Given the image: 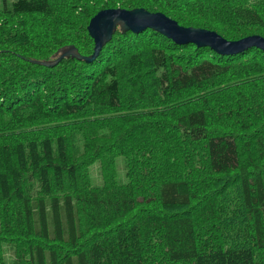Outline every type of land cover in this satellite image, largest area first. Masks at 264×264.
I'll use <instances>...</instances> for the list:
<instances>
[{
  "label": "trees",
  "instance_id": "trees-1",
  "mask_svg": "<svg viewBox=\"0 0 264 264\" xmlns=\"http://www.w3.org/2000/svg\"><path fill=\"white\" fill-rule=\"evenodd\" d=\"M145 1L149 9L168 3ZM219 3L212 17L216 24L208 30L226 41L264 38V9L238 0ZM207 4L200 7L201 13L213 8ZM59 10L51 0H0V116H9L14 128L0 124V245L9 241L22 264H264V53L253 48L221 56L208 48L176 45L146 30L116 32L90 64L67 59L53 69L36 65L33 62L49 61L68 45L81 56L93 52L87 26L73 33L67 13L58 18L61 26L46 22L42 34H33L18 19L36 15L45 20ZM152 13L167 16L162 10ZM204 16L210 20V15ZM235 25L260 34L238 37ZM145 33L161 43H135L123 50L122 41ZM190 47L196 56L188 63L190 55L180 53ZM109 48L110 60L100 73L85 77L87 73L77 68L94 65ZM250 52L262 62L245 58ZM238 59L243 60L232 65ZM224 78L240 80L238 86L243 87L235 100L222 97V103H215L213 123L197 106L181 113L175 108L152 111L155 99L169 102ZM243 88L249 98H242ZM30 89L34 93L26 99ZM122 98L127 101L124 115L118 114ZM148 103H153L151 109L138 111ZM86 114L88 120L57 125ZM43 123L44 133L41 129L38 137L24 139ZM255 123L262 130L246 134ZM234 127L245 133H234ZM168 131L179 134L193 154L202 152L203 165L182 178L154 161L159 148L171 141ZM94 161L99 165V185L92 183L86 166ZM119 162L122 171L117 169ZM194 176L203 178L195 182ZM220 177H230L225 189L213 185ZM227 187L236 190V198L239 195L237 212L245 225L240 233L247 237L241 245L225 246L227 236L219 227L224 200L218 198Z\"/></svg>",
  "mask_w": 264,
  "mask_h": 264
},
{
  "label": "rangeland",
  "instance_id": "rangeland-1",
  "mask_svg": "<svg viewBox=\"0 0 264 264\" xmlns=\"http://www.w3.org/2000/svg\"><path fill=\"white\" fill-rule=\"evenodd\" d=\"M7 1L10 2L12 0H7ZM70 1L71 0H51V5L53 9L55 11L60 9L56 14H54L51 17L45 18V20L39 19L38 18L39 16H36V15L21 16L18 18L19 22L20 24H24V26H26L27 28L28 27L30 29L32 28L31 31H33V34H39V33L42 34L43 26L45 25L46 22H48L49 25L51 24L52 26H56V27L61 26L62 25L61 20H58V18H62L67 13V15H69V17L73 19V29L72 30H73V33H76L82 30L84 26L85 27L88 26L89 21L95 15H97L99 12L103 10H117L120 8H124L125 10L130 11V10H133L134 8L135 9L140 8L141 6H145V5L146 7L144 10L149 9L147 5L149 3L145 0H76V1H71V2ZM167 1L168 3L166 4L164 8H162L163 6L160 9L154 7V9H149V10H151L152 12H160V10H162V12L163 11L166 12V15H167L166 17L170 20L175 21L180 27L185 26L184 28H197V29L208 30V28H210V25L216 24L214 23V19L216 17L214 18L212 17L215 14V12L219 10L217 8L220 6L219 2H221L222 0H213L214 1L213 4L212 2L209 3L207 0H178V3L176 5H171L173 1L175 0H167ZM238 1L242 2V4L244 3V4L255 5L258 9H264V0H238ZM187 4L194 5V7H192V9H188ZM203 4L213 6V8L208 10V14L200 12L201 10L200 7ZM169 7H171V9H169ZM149 10L147 11L149 12ZM151 11L150 13H152ZM167 11L168 12L175 11L174 13L175 15L167 13ZM204 15H210L209 16L210 20L206 21V18L204 17H208V16H204ZM235 27H236V33H237L236 36L238 37H242L244 35H249V34H260L259 31H248L247 28H249V26H246V25L238 29H237V25H235ZM52 28H54V31H55V27H52ZM211 30L212 29H210L209 31ZM224 36H226V38L228 39L234 38V36H232V33H225ZM153 39H154V36H152L149 33L141 34L138 37L130 36L126 38L124 41H122L121 46L123 50H127L130 45H133L135 43L152 42V41H154L153 43H156V44L161 43L160 41L157 42ZM114 43L115 41L112 44ZM165 46L169 48V44H165ZM142 47L144 48V46ZM181 51L182 52L180 53V56L182 55L185 56L186 53L187 55H190L186 57V59H189V60H186L188 63L191 62V59H195L194 57L196 56V54L192 52L193 49L191 47L187 48L186 50L181 49ZM255 54H256L255 52L247 53V56L245 58L256 57L259 62L260 61L262 62V57L257 56ZM110 55H111V48L107 49L105 53L103 54V56L99 58L98 61L95 62L94 65L90 66L89 68H86V69H83L80 67H77V68L87 73L85 77H93L94 74L100 73L101 68L107 64L106 62L110 60ZM242 57L243 56H240L238 58H242ZM243 59H238L237 61H233L232 65L234 64L236 65V63L241 62ZM59 63L63 65L62 62H59ZM59 63L55 66H59L60 65ZM55 66L52 67V69L55 68ZM84 67H87V66H84ZM76 70L77 69H74L71 71V69H69V72L75 73ZM253 77L254 76H249V79H253ZM238 83H241V81L239 80L238 82H236L235 80H227L226 78H224L219 83H216L214 85L202 84L199 87L197 86L196 88H192L189 91L182 92L179 96H176V98L171 99L169 102H161V101H158V99H155L154 101L155 107L152 109V111L157 112V113L158 112L167 113L168 109L175 108V111H177L178 113H181L182 111L186 110L187 107L189 109L190 107L197 106V108H203L206 111L208 121L210 123H213L215 119L214 113L216 111L215 103L216 102L222 103V100H221L222 97L231 98V99L234 98L235 100L234 95L238 91L241 90L240 87H243V86H238ZM256 85L259 88L261 87L260 82H257ZM245 92H246V88H243L242 98H249L243 95ZM33 93H34V89H30V91L26 94V99L28 98L31 99V95ZM131 100L133 101L134 99H131ZM122 101H123L122 103L123 106L121 108L122 110L119 111L118 114L124 115L125 113H128V112H125L124 110L126 107L127 101L124 98H122ZM152 104L153 103L141 105L138 111L151 109ZM138 105L139 104L137 102L136 107H138ZM234 108L235 107H233V110L236 111V109ZM92 111L93 109L89 110V112L91 113L89 115L94 117V113H92ZM138 111H134L133 113H136ZM84 120H88V114L80 116L78 118L74 117V118H68V119L61 120L58 122L57 125H62L61 127L63 128L64 125L69 126L71 124L79 123ZM156 120L161 121L162 123L166 122L167 126L173 125V123L169 120L166 121L165 119H161L158 117L156 118ZM263 120L264 119L262 117V123H263ZM0 124H5V127H4L5 129H11V130L14 129L11 127L12 123H11V118H9V116H0ZM256 125L257 123H255L254 126L251 128V130L246 132V134L251 133L254 135V133H256L255 131L262 130L261 127H257ZM46 127H47L46 124L43 123L41 125H38L37 127L32 128V130L30 129L31 133H28L24 139L38 137L40 130L43 129L42 133H44V130L46 129ZM214 129H217V127H214ZM231 131H233L234 133H240V134L245 133L244 130H239L238 127H234L233 130ZM10 133H12V131L9 130V134ZM73 133L76 134V131L73 130ZM144 136H147V133ZM170 139L171 141H167L168 145H163L161 148H159L158 153H157V158L154 159V161L156 160L158 161L159 165L164 166L168 172L175 174L176 176H179L180 178L188 174L189 171L192 172L193 169L203 165L202 163L203 159L201 158L202 152H199L198 156L190 152L187 149L186 145L183 144L184 142L182 138L180 137V135L176 134V132H173V131L167 132V140H170ZM196 149L200 151L199 148H196ZM186 159H188V161L183 162ZM183 163H187V165L183 166ZM86 166H87V169L89 170V176L91 178L92 183L95 185L101 184L102 180H101L98 163L94 161L91 164L87 163ZM117 169L119 171H122L123 168H122L121 162L118 163ZM202 178H203L202 176L200 177L194 176L191 179L192 181L199 182L200 179ZM228 178L230 177L215 178L216 181L213 184L214 187L215 188L217 187V189H225L226 187L224 184L225 182H227ZM95 185H92V186H95ZM238 197L239 195L236 198V190L233 189V187H227V190L222 192L221 196L218 198V201L224 200V202H222L221 204L222 210L220 213L221 216L219 220L220 221L219 227L221 229L222 235L227 236V239L224 242L225 246L237 245V244L241 245L243 242L246 241V238H247L245 237V235L241 234L242 232L245 231V225L242 222L243 219H242L241 213L237 212L240 210V208L238 207ZM228 203H230V205ZM170 211L176 212L177 210L170 209ZM137 212H138V208L136 209L135 213ZM227 218L232 220L231 222L232 224L226 222ZM0 221H1V218H0ZM1 234H2V230H1V222H0V238L2 236ZM10 247H11V244L9 241L2 242L0 245L1 258H2L3 264H22L21 261H17L16 255L13 249L12 248L10 249Z\"/></svg>",
  "mask_w": 264,
  "mask_h": 264
},
{
  "label": "water",
  "instance_id": "water-1",
  "mask_svg": "<svg viewBox=\"0 0 264 264\" xmlns=\"http://www.w3.org/2000/svg\"><path fill=\"white\" fill-rule=\"evenodd\" d=\"M86 30L94 44L90 56H81L74 46L69 45L58 49L51 60L33 63L46 68H52L67 59L90 64L98 58L103 47L112 40L116 32L138 34L146 30L157 33L176 45L190 44L198 49L208 48L221 56H233L253 48L264 53V38L261 36H247L228 42L213 31L180 27L164 14L150 13L144 9L103 10L89 21Z\"/></svg>",
  "mask_w": 264,
  "mask_h": 264
},
{
  "label": "bare ground",
  "instance_id": "bare-ground-1",
  "mask_svg": "<svg viewBox=\"0 0 264 264\" xmlns=\"http://www.w3.org/2000/svg\"><path fill=\"white\" fill-rule=\"evenodd\" d=\"M116 34V33H115ZM221 37V36H220ZM225 40V39H224ZM228 42H233V41H228ZM239 54H242V53H239ZM236 55H238V54H236ZM233 56H235V55H233Z\"/></svg>",
  "mask_w": 264,
  "mask_h": 264
}]
</instances>
